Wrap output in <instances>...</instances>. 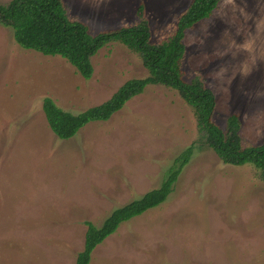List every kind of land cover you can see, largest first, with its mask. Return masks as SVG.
<instances>
[{"label":"rangeland","instance_id":"rangeland-1","mask_svg":"<svg viewBox=\"0 0 264 264\" xmlns=\"http://www.w3.org/2000/svg\"><path fill=\"white\" fill-rule=\"evenodd\" d=\"M12 0H0L8 4ZM192 0H63L89 34L136 25L145 5L152 43L167 40ZM184 80L216 97L224 131L239 113L245 146L264 142V0H222L184 38ZM85 80L66 59L20 47L0 24V264H75L86 222L158 188L195 145L168 201L121 225L91 264H264V180L252 165L225 164L204 142L194 109L177 91L149 86L109 121L70 140L51 130L43 101L75 114L149 76L119 42L92 58Z\"/></svg>","mask_w":264,"mask_h":264},{"label":"trees","instance_id":"trees-1","mask_svg":"<svg viewBox=\"0 0 264 264\" xmlns=\"http://www.w3.org/2000/svg\"><path fill=\"white\" fill-rule=\"evenodd\" d=\"M221 1L192 0L180 13L175 31L158 44L151 41L144 3L139 6V22L136 25L105 31L96 36L89 34L85 23L68 17L63 0H12L8 4L0 3V24L13 31L20 47L66 59L85 80H90L94 75L92 58L113 42H119L139 54L148 70V77L128 80L109 100L77 114L63 110L52 98L46 97L43 111L52 132L59 139L70 140L90 123L109 121L129 101L143 94L147 87L161 85L177 91L194 109L204 142L225 164L252 165L260 171L264 180V142L256 146L244 145L240 135L239 113L231 114L227 119V130H222L214 122V92L198 78L184 80L180 71L186 52V32L209 19ZM194 151L193 144L175 160L158 188L114 209L101 226L86 222L88 229L84 249L75 264H91L95 249L115 234L122 224L166 203Z\"/></svg>","mask_w":264,"mask_h":264}]
</instances>
